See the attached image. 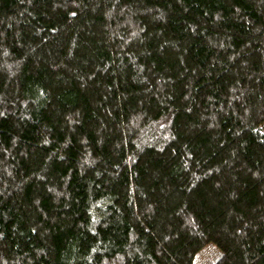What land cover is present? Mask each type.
Returning a JSON list of instances; mask_svg holds the SVG:
<instances>
[{
  "label": "trees",
  "instance_id": "1",
  "mask_svg": "<svg viewBox=\"0 0 264 264\" xmlns=\"http://www.w3.org/2000/svg\"><path fill=\"white\" fill-rule=\"evenodd\" d=\"M0 264H264V0H0Z\"/></svg>",
  "mask_w": 264,
  "mask_h": 264
}]
</instances>
